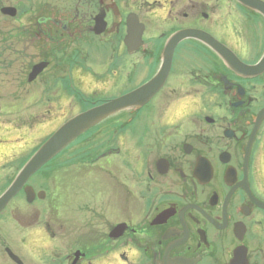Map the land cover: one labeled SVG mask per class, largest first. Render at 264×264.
Listing matches in <instances>:
<instances>
[{
  "label": "flooded vegetation",
  "instance_id": "obj_1",
  "mask_svg": "<svg viewBox=\"0 0 264 264\" xmlns=\"http://www.w3.org/2000/svg\"><path fill=\"white\" fill-rule=\"evenodd\" d=\"M257 7L0 0L1 174L21 171L46 126L154 80L178 34L202 32L223 47L180 41L146 105L106 119L56 159L59 174L96 180L91 202L73 216L55 207L52 218L44 200L29 203L21 191L0 221L22 245L1 233L11 246L0 243V264H264V69L238 68L264 58ZM45 171L28 183L37 195L32 181ZM19 199L25 206L14 208Z\"/></svg>",
  "mask_w": 264,
  "mask_h": 264
},
{
  "label": "water",
  "instance_id": "obj_2",
  "mask_svg": "<svg viewBox=\"0 0 264 264\" xmlns=\"http://www.w3.org/2000/svg\"><path fill=\"white\" fill-rule=\"evenodd\" d=\"M242 5L256 9L258 2L255 0H238ZM260 11H264L257 7ZM183 39H197L206 43L214 51L221 53L223 47L219 45L212 37L202 32L185 31L175 36L166 46L164 51V61L158 76L141 89L116 99L100 107L91 109L74 119L67 122L58 131H56L32 156L22 171L18 174L12 185L0 197V214L5 210L9 202L23 190L30 180L42 167L57 157L62 151L69 147L77 138L102 123L107 118L116 113L132 108H141L146 105L163 86L172 64V56L177 44ZM239 69L247 72H258L264 69V58L262 62L254 67L248 68L239 63ZM28 202L35 199L34 191L31 187L25 188ZM44 198V194H39Z\"/></svg>",
  "mask_w": 264,
  "mask_h": 264
},
{
  "label": "rangeland",
  "instance_id": "obj_3",
  "mask_svg": "<svg viewBox=\"0 0 264 264\" xmlns=\"http://www.w3.org/2000/svg\"><path fill=\"white\" fill-rule=\"evenodd\" d=\"M55 130V126L45 127V133L47 136L51 135L53 132H55ZM55 166L56 163L52 164L46 169L44 178H36L33 179L32 182H34L37 186H41L43 191H47L44 204L51 210L50 212L52 218L57 213L55 211V207L59 209L61 215L64 218L71 217L75 214V211L78 208H82L91 202L92 194L97 191L96 187L94 186L96 180L86 177L79 181L75 175L73 176L72 174L68 173L61 175L62 173L59 174L60 172L58 173ZM14 178L15 172L12 173L10 171H6L5 173H0V194L5 189H7L6 187ZM103 191L106 192V190ZM20 199L23 198L20 197ZM20 199L14 201V208H17V206L21 208V204L25 206V202L20 201ZM32 211L29 213V215L32 214ZM13 212L14 211H5L0 216V218H7L8 215H12ZM19 216L22 217V213H19ZM3 224L5 223L0 221V243L4 241L2 239L4 235L7 237V240L12 244V246H21L22 236L19 231L11 224L5 226ZM3 226L4 228L2 229ZM1 233H3V235H1ZM5 243L4 244L6 246H11V244H7L6 241Z\"/></svg>",
  "mask_w": 264,
  "mask_h": 264
}]
</instances>
